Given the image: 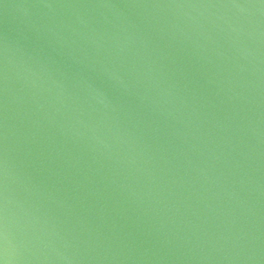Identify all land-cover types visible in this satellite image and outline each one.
<instances>
[{"label":"water","instance_id":"95a60500","mask_svg":"<svg viewBox=\"0 0 264 264\" xmlns=\"http://www.w3.org/2000/svg\"><path fill=\"white\" fill-rule=\"evenodd\" d=\"M0 264H264V0H0Z\"/></svg>","mask_w":264,"mask_h":264}]
</instances>
